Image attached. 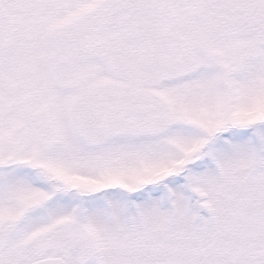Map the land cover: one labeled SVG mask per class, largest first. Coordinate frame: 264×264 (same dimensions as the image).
Returning <instances> with one entry per match:
<instances>
[{"label":"snow or ice","instance_id":"obj_1","mask_svg":"<svg viewBox=\"0 0 264 264\" xmlns=\"http://www.w3.org/2000/svg\"><path fill=\"white\" fill-rule=\"evenodd\" d=\"M0 264H264V0H0Z\"/></svg>","mask_w":264,"mask_h":264}]
</instances>
